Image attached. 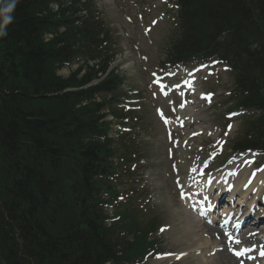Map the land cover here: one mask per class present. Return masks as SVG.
Instances as JSON below:
<instances>
[{"label":"trees","instance_id":"16d2710c","mask_svg":"<svg viewBox=\"0 0 264 264\" xmlns=\"http://www.w3.org/2000/svg\"><path fill=\"white\" fill-rule=\"evenodd\" d=\"M53 2L61 1L0 0V264H117L119 227L105 225L98 197L105 156L85 136L99 131L98 107L82 104L92 90L65 91L88 77L56 72L90 36L78 26L59 32L74 17ZM178 2L185 38L177 53L209 50L224 33L220 58L238 50L247 103L264 109V0ZM46 33L54 34L47 42ZM263 124L245 147L264 146Z\"/></svg>","mask_w":264,"mask_h":264},{"label":"rangeland","instance_id":"374dc122","mask_svg":"<svg viewBox=\"0 0 264 264\" xmlns=\"http://www.w3.org/2000/svg\"><path fill=\"white\" fill-rule=\"evenodd\" d=\"M98 1L99 5H101V9L107 15L110 27L113 28L118 35L116 36L118 38L116 49H119L120 52L122 51L121 53H123L122 56L119 55L120 58L127 57V59H134L133 62L136 63L135 60H137L138 54L136 45H138L142 49V53L148 57L146 61L147 67L152 70L156 66V63L164 57V48L170 45L171 38L167 35L166 30L169 28V25L171 26L175 15L173 16V14H171L168 19L161 21L148 38L144 35L142 37L140 32H137L134 38L136 30L134 26L126 24L133 22V20L128 21V16L136 17L140 21L139 24H142L140 19L142 16L145 23H149L151 17L157 18L163 16L162 13L154 11V13L149 15L148 11L150 9L144 6V3L141 5V0ZM155 6L156 3L152 8ZM174 11L175 10H173V13ZM123 26L125 28L120 29ZM141 31H143V28ZM73 69L72 67L70 69L59 70L58 74L66 77ZM142 72L141 70V72H137L135 76L129 78V80H131L127 82L129 87L136 88L140 87L142 83L144 84V75H142ZM203 86L205 90L206 87H214L217 93L213 101L206 103L204 107H201L203 103H200L199 109H196V112L199 113V121L178 132V135L174 137L176 142L173 148V145L170 143V137L164 132L153 112L154 122L150 125L147 134L142 139V141H144L143 152L145 156L141 163L144 165L140 167L136 173L137 181L136 179L134 180L136 177H132L133 182L126 178L123 184H116V187L123 191H129L133 188L136 190V196L138 198H143L144 200L152 199V203L155 205V214H158L162 222L167 224V227L172 225L173 218L171 210L168 209V203H171V205L178 209L177 212L179 215L184 217L187 215L185 208L180 205L179 200L174 194V185H176V182H180V175L185 174L188 170H190L189 172L191 173H200V169L206 162V159L211 158L213 153H216L217 146H221L222 149L225 147V151H228L230 142L233 141V138L239 130L240 119L237 118L232 125V131H229L230 135L227 138V143L223 144L226 136L221 134V120L217 117V114L222 115L231 103H220L222 106H218V102L224 99L222 91L229 88L230 84L225 83L224 88L221 87V83H216V85L210 83L204 84ZM158 108L164 110L163 107L158 106ZM187 115L185 111L183 116ZM200 129L202 130L200 131ZM187 135H189L188 138ZM219 140H221V142H218ZM226 158L227 155L223 158H219L218 156L217 160H215L216 162L212 164V166L216 168V170L221 168L220 165ZM185 159L188 163L186 162L184 165ZM232 162L233 159H231L228 164H232ZM217 164L220 165L217 166ZM184 177L186 178V176ZM143 221L146 222L147 219H143ZM168 232L169 231L164 232L161 237L162 246L164 247L163 251L177 250L179 246L174 240V236ZM211 232V234H215L214 231ZM129 236L132 237V235ZM223 253L217 255L218 262L220 263L223 260ZM226 261L227 260H225V262ZM151 263L164 264L158 261H152ZM178 264L189 263L180 262ZM231 264L236 263L231 261Z\"/></svg>","mask_w":264,"mask_h":264},{"label":"bare ground","instance_id":"6f19581e","mask_svg":"<svg viewBox=\"0 0 264 264\" xmlns=\"http://www.w3.org/2000/svg\"><path fill=\"white\" fill-rule=\"evenodd\" d=\"M221 181V179H216L215 184ZM257 186V190L264 185V173H261L255 179L253 185L249 188V190L239 197V202L242 200H246L249 192ZM239 190V188L235 189ZM255 197V195H254ZM258 200L257 198L254 200ZM172 212V223H173V235L174 240L177 242L180 247L179 254L183 252H187L188 255L184 258L188 261L189 264H222V262H218V258H213L214 262H210L212 258H207V255L214 248L208 247L211 242L209 239L202 237L201 233L198 231V223L194 222L189 216L182 217L178 214L177 210L170 205H168ZM230 213L226 212V217H229ZM236 216V215H235ZM237 217V216H236ZM242 218V217H241ZM240 219V218H239ZM241 219L239 220V223ZM215 240V239H214ZM216 245L214 247L219 246V242L215 241ZM215 247V248H216ZM201 252V253H200Z\"/></svg>","mask_w":264,"mask_h":264},{"label":"clouds","instance_id":"9594fccd","mask_svg":"<svg viewBox=\"0 0 264 264\" xmlns=\"http://www.w3.org/2000/svg\"><path fill=\"white\" fill-rule=\"evenodd\" d=\"M10 10V9H9ZM6 19H11L10 17L6 18ZM4 35L3 31H0V36Z\"/></svg>","mask_w":264,"mask_h":264}]
</instances>
